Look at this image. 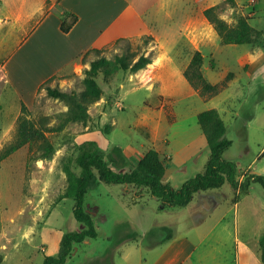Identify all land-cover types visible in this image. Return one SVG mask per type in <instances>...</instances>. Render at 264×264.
<instances>
[{
	"label": "rangeland",
	"instance_id": "1",
	"mask_svg": "<svg viewBox=\"0 0 264 264\" xmlns=\"http://www.w3.org/2000/svg\"><path fill=\"white\" fill-rule=\"evenodd\" d=\"M235 1L177 0L167 8L170 16L151 13L119 20L111 24V35L119 30L130 36L147 34L119 38L82 53L73 69L69 54L79 46L59 33L56 10L40 25H34V19L23 33L10 34L8 26L0 31V155L14 139L22 103L28 118L37 123L45 118L48 127H56L64 121L68 107L48 96L47 86L95 97L87 107L86 122H69L59 132L46 133L54 147L49 156L43 157L35 143L0 158L1 264H43L54 245L41 240V231L53 236L83 228L72 217L73 200L65 195L70 177L79 173L77 159L83 153L107 154L119 145L133 165L154 150L165 167L163 181L174 190L201 173L209 157L197 122L202 111L216 109L225 122L232 145L223 157L236 164V178L264 175V0ZM212 6L229 25L241 15L249 17L251 26L262 33L259 42L222 44L203 14ZM195 52L201 55L205 79L226 83L216 95L201 96L183 75ZM123 54L150 55L152 63L136 73L117 70L113 61ZM101 58L106 68L98 73L95 90L87 91L85 70ZM53 71L62 73L44 79ZM142 191L103 182L90 189L85 208L94 217L98 235L76 245L66 264H100L98 259L110 249L113 264H149L170 235L161 227L168 226L174 235H235L234 220L236 236L248 247L241 246V264H261L264 194L259 184L239 195L226 182L196 193L186 207L169 210H159V200ZM211 196L216 202L213 208L207 204ZM135 197L140 203L128 205ZM223 224L227 233L220 228ZM132 233L140 236L116 246ZM234 249L226 240L220 250L229 264H235Z\"/></svg>",
	"mask_w": 264,
	"mask_h": 264
},
{
	"label": "trees",
	"instance_id": "2",
	"mask_svg": "<svg viewBox=\"0 0 264 264\" xmlns=\"http://www.w3.org/2000/svg\"><path fill=\"white\" fill-rule=\"evenodd\" d=\"M230 1L234 2V0ZM217 9V6L206 8L203 14L213 25L222 44L255 45L259 42L262 33L251 26L249 17L241 15L237 18L235 25H229L218 16ZM76 21L77 17L75 15L65 13L61 19L60 30L63 33H67ZM106 63L101 58L92 61L90 67L85 70L83 83L87 91L92 92L95 90V79L98 73L106 68ZM113 63L117 70L136 73L152 63V56L142 54L136 58L135 54H123L117 56ZM201 67V55L199 52H195L189 66L183 73L187 82L201 96L210 97L225 88V81L221 84L208 82L203 76ZM46 93L48 96L57 98L67 105L68 110L64 121L56 127H48V122L45 118L39 119V123H37L28 118L27 108L22 103L14 139L1 153V159H5L25 145L35 143L40 144L43 157L49 156L54 151V147L49 142L46 133L59 132L69 122H86L89 118L87 107L95 102V97H90L86 92L81 94L66 92L59 87L52 88L47 86ZM197 122L205 136L209 157L204 170L186 180L178 190H174L163 181L165 167L159 154L154 150L146 152L133 165L119 145H114L107 154L97 150L81 154L77 159L79 173L76 177H70L65 195L73 200L72 217L75 221L81 223L83 228L63 233L57 253L55 255H46L43 264H66L76 245L97 237L98 233L94 217L91 211L85 208V196L90 189H93L100 182L122 185L126 189L143 190L159 200V210L186 207L196 193L218 189L226 182L232 188L238 189L239 195H247L250 185L254 183L260 185L264 194V175L247 173L241 181H238L236 178V164L223 157L224 153L232 145V141L227 137L226 124L218 111L216 109H208L198 113ZM138 203H140V199L135 197L128 202V205ZM161 230L168 231L171 235L169 228L162 227ZM138 236L140 235L137 233L128 234L119 239L116 246L124 241L137 239ZM112 252L113 249H110L106 255L98 259L97 263L113 264L111 262ZM259 259L261 264H264V232L259 240ZM1 260L2 257L0 256V262Z\"/></svg>",
	"mask_w": 264,
	"mask_h": 264
},
{
	"label": "crops",
	"instance_id": "3",
	"mask_svg": "<svg viewBox=\"0 0 264 264\" xmlns=\"http://www.w3.org/2000/svg\"><path fill=\"white\" fill-rule=\"evenodd\" d=\"M176 2L177 0H0V31L6 30L8 26L10 34L11 32L13 34L17 32L23 33L27 25L31 24L34 19H37L34 25H40L53 10H56L58 13L57 29L59 33L65 39L73 38L71 43L79 46L78 48L75 46V50L69 54L71 57L68 62L72 61L73 69L76 59L82 53H87L91 49H100L119 38H134L147 34L140 33L130 36L123 30H119L111 35L109 29L112 23L115 24L119 20L121 22L126 21L132 17H144L151 13L164 17L170 16V11L167 8L175 5ZM65 13L77 17L76 23L67 33H63L60 30L61 19ZM148 34L155 35L157 33L151 32ZM26 40L27 38L22 41ZM67 63L64 62L63 64ZM57 73L62 72L53 71L45 76L44 79ZM241 180L240 176L238 181ZM235 192L238 194V189H235ZM237 197L233 199L234 205L237 203ZM207 199L211 200V203H207L211 208L216 206L212 196ZM233 224V233L235 231V235L232 233L229 235L224 224L220 228L222 232L227 234L207 233L199 236L195 233L190 236L188 234L174 235L172 232L170 238L166 240L161 249L154 253L149 264H229L225 260V255L220 251L224 248L226 240H231L233 249L236 247V250L234 249L235 264H241V246L248 247L244 242L239 241L236 236L235 220ZM163 227L169 228L168 226ZM40 234L41 240L47 245L50 247L54 245V249L49 250L47 254L55 255V252L58 251L62 233L52 236L47 231H41ZM48 249L50 248L48 247ZM2 262L3 257L0 264Z\"/></svg>",
	"mask_w": 264,
	"mask_h": 264
}]
</instances>
